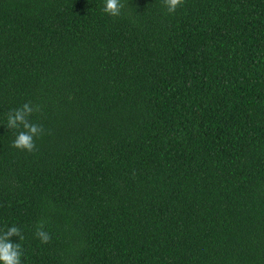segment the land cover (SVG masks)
<instances>
[{"label":"trees","instance_id":"trees-1","mask_svg":"<svg viewBox=\"0 0 264 264\" xmlns=\"http://www.w3.org/2000/svg\"><path fill=\"white\" fill-rule=\"evenodd\" d=\"M125 2L0 0V230L22 264H264V0Z\"/></svg>","mask_w":264,"mask_h":264},{"label":"clouds","instance_id":"clouds-1","mask_svg":"<svg viewBox=\"0 0 264 264\" xmlns=\"http://www.w3.org/2000/svg\"><path fill=\"white\" fill-rule=\"evenodd\" d=\"M184 2L185 0H163V5L168 14H174L184 5ZM128 4L125 0H104L102 11L112 18H120L125 15ZM39 111L40 106L33 105L29 101L8 112L6 127L10 130H17L12 143L13 148L28 153L37 150L36 140L44 135L45 129L33 122L31 117ZM35 235L42 244H48L51 241V235L45 230L44 222L37 225ZM14 236L19 237L20 241L24 239L21 230L15 225L0 230V264H22L23 250L20 243L11 242Z\"/></svg>","mask_w":264,"mask_h":264}]
</instances>
